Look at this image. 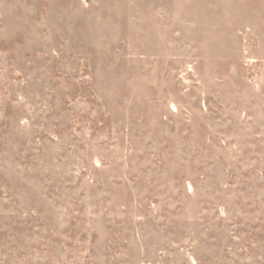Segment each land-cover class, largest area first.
Returning a JSON list of instances; mask_svg holds the SVG:
<instances>
[{"label":"rangeland","instance_id":"1","mask_svg":"<svg viewBox=\"0 0 264 264\" xmlns=\"http://www.w3.org/2000/svg\"><path fill=\"white\" fill-rule=\"evenodd\" d=\"M0 264H264V0H0Z\"/></svg>","mask_w":264,"mask_h":264}]
</instances>
